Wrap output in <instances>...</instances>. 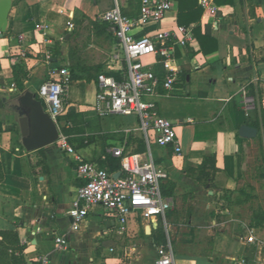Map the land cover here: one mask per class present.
<instances>
[{
	"label": "crops",
	"instance_id": "0c3cea01",
	"mask_svg": "<svg viewBox=\"0 0 264 264\" xmlns=\"http://www.w3.org/2000/svg\"><path fill=\"white\" fill-rule=\"evenodd\" d=\"M169 1V11L136 37L175 26L191 30L192 41L175 48L171 60L143 58L159 75L177 71L172 90L159 89L155 100L172 123L179 154L158 146L151 133L146 139L135 116L100 117L93 110L96 75L117 74L109 64L115 38L99 15L116 2L134 16L140 0H12L0 37V264H35L41 254L51 264H154L167 241L176 264H264V181L253 185L258 193L249 194L245 184L248 147L257 144L264 169V0H211L215 16L200 0ZM15 65L27 72L23 90L13 81ZM61 67L73 75L68 106L83 123L68 143L105 169L108 157L118 160L110 147L150 153L167 173L160 184L171 202L165 220L137 217L121 226L95 206L72 229L68 211L81 183L74 163L56 142L26 151L18 123V97L36 93ZM243 124L257 135L241 137ZM212 156L217 171L205 185L192 167ZM57 235L66 239L64 249L56 247ZM250 235L254 243L246 240Z\"/></svg>",
	"mask_w": 264,
	"mask_h": 264
},
{
	"label": "built area",
	"instance_id": "2783aa9c",
	"mask_svg": "<svg viewBox=\"0 0 264 264\" xmlns=\"http://www.w3.org/2000/svg\"><path fill=\"white\" fill-rule=\"evenodd\" d=\"M200 5L209 16H215L217 7L211 0H200ZM170 8L169 0H140L139 12L128 16L115 2L110 9L99 15V19L115 38L109 64L117 74L100 72L96 75L93 110L100 117L135 116L138 119V129L146 139L151 133L158 146H171L179 154L182 148L176 132L172 123L160 114L155 100L159 89L165 93L172 90L177 71L168 69L166 73L159 75L143 58L147 55H159L164 61L171 60L175 48H183L192 41L191 30L175 26L136 37L137 32L146 24L159 21ZM70 83L68 70L61 67L52 71L50 78L44 80L35 93L44 111L58 128L57 118L64 113ZM56 143L58 150L70 157L81 180L68 211L72 229H77L88 211L95 206L104 209L121 226L137 217L149 222L158 216L165 220L171 202L163 197L160 184L167 173L154 163L150 153L144 156L126 151L121 144L110 147L107 152L118 159L119 168L108 171L85 160L68 143L67 136L61 133L60 128ZM246 240L250 243L256 241L251 235ZM54 242L58 249H64L67 245L62 235L55 236ZM35 264L51 263L46 255L41 254L37 256ZM154 264H176L169 241L157 248Z\"/></svg>",
	"mask_w": 264,
	"mask_h": 264
},
{
	"label": "water",
	"instance_id": "95a60500",
	"mask_svg": "<svg viewBox=\"0 0 264 264\" xmlns=\"http://www.w3.org/2000/svg\"><path fill=\"white\" fill-rule=\"evenodd\" d=\"M12 0H0V37L6 31L7 18ZM22 115L18 119L21 143L26 151H33L53 144L59 137V128L48 113L43 109L41 101L35 93L26 90L19 97ZM243 138H254L255 127L243 124L238 129Z\"/></svg>",
	"mask_w": 264,
	"mask_h": 264
},
{
	"label": "trees",
	"instance_id": "16d2710c",
	"mask_svg": "<svg viewBox=\"0 0 264 264\" xmlns=\"http://www.w3.org/2000/svg\"><path fill=\"white\" fill-rule=\"evenodd\" d=\"M184 6L180 1V5L178 8V18H180L183 13ZM129 16V15H128ZM197 31V27L194 28V33ZM27 75V72L23 69V66L21 65H15L13 67V81L18 90H23V83L22 79L25 78ZM70 79H73V75L70 74ZM76 117L77 113L72 109L69 108L66 113L62 114L57 118V122L60 128V131L62 134L66 135L68 140L70 142H73V139L70 138L71 134L76 133L77 125H76ZM119 168V161L113 160L111 158H107V170L108 171H114ZM194 170H197V173L199 174V177L202 178L205 181V185L209 184L211 185V172L217 171L215 165H214V157H206L204 161L196 166L192 167ZM191 168V169H192ZM0 178H1V171H0ZM229 194L230 192L224 193Z\"/></svg>",
	"mask_w": 264,
	"mask_h": 264
},
{
	"label": "rangeland",
	"instance_id": "374dc122",
	"mask_svg": "<svg viewBox=\"0 0 264 264\" xmlns=\"http://www.w3.org/2000/svg\"><path fill=\"white\" fill-rule=\"evenodd\" d=\"M67 107L69 108L68 101L66 100L64 103V111ZM106 119H108V118H104L103 120H106ZM115 119H116V117H115ZM83 122H84V120H83ZM76 123L78 125L77 128H80L81 127L80 124H83L80 121H78V119H76ZM102 124H103V122H102ZM82 127H84V125H82ZM262 164H263V158L261 157V153H260V150H259L257 144H254V146L248 147L247 153H246L245 184H246V189L249 191L248 192L249 194L252 192L258 193V191H256V188L253 185H255V186L263 185L264 169L262 168ZM260 189L262 191V186ZM184 218L185 217H181V220L179 222L181 224L180 226L185 225L186 221H184Z\"/></svg>",
	"mask_w": 264,
	"mask_h": 264
}]
</instances>
